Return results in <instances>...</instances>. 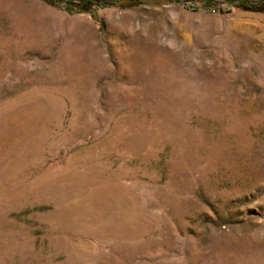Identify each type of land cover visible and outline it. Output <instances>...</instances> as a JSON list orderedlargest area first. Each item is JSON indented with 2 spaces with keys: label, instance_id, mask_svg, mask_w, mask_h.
I'll return each instance as SVG.
<instances>
[{
  "label": "rangeland",
  "instance_id": "1",
  "mask_svg": "<svg viewBox=\"0 0 264 264\" xmlns=\"http://www.w3.org/2000/svg\"><path fill=\"white\" fill-rule=\"evenodd\" d=\"M0 264H264V13L0 0Z\"/></svg>",
  "mask_w": 264,
  "mask_h": 264
},
{
  "label": "trees",
  "instance_id": "2",
  "mask_svg": "<svg viewBox=\"0 0 264 264\" xmlns=\"http://www.w3.org/2000/svg\"><path fill=\"white\" fill-rule=\"evenodd\" d=\"M43 3L65 12H73L82 6V10L90 13L92 17L96 16L98 8L115 7L121 5L124 0H40ZM135 5L139 0H129ZM185 0V5L192 9L194 2H200L201 5L209 11L232 12L239 10L243 12H261L264 13V0ZM96 5L97 8H92Z\"/></svg>",
  "mask_w": 264,
  "mask_h": 264
}]
</instances>
